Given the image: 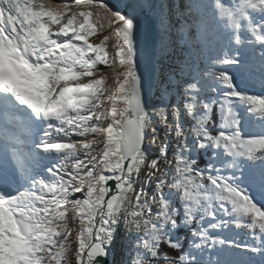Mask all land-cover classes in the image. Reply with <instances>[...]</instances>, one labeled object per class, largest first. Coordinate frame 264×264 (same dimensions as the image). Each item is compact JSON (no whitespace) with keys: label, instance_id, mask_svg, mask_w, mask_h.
I'll return each instance as SVG.
<instances>
[{"label":"snow or ice","instance_id":"obj_1","mask_svg":"<svg viewBox=\"0 0 264 264\" xmlns=\"http://www.w3.org/2000/svg\"><path fill=\"white\" fill-rule=\"evenodd\" d=\"M110 260L264 264V0H0V264Z\"/></svg>","mask_w":264,"mask_h":264},{"label":"bare ground","instance_id":"obj_2","mask_svg":"<svg viewBox=\"0 0 264 264\" xmlns=\"http://www.w3.org/2000/svg\"><path fill=\"white\" fill-rule=\"evenodd\" d=\"M124 1L125 0H103V2L104 3H107L109 6L115 5V6L120 7V8L122 6V2H124ZM71 2H72V0H50V3H52L53 5L64 4V3H71ZM97 2H99V0H94V3H97ZM92 9L97 10L95 7L92 8ZM72 10H77V11L80 10L81 11L82 9L80 7H76V6L73 5ZM101 21H102L101 24H106L107 23V20L106 19H103ZM103 34H104V32L103 31H100V35L102 36ZM91 39L94 40L95 38L93 37ZM107 73H108V76L109 77L114 76V74H115L113 70H109V72H107ZM256 90L259 91V88H256ZM154 99H155V97H154ZM163 135H164V133L161 132V138L163 137ZM172 139H173V141H175V134L174 133H173ZM175 147H176V144L173 142L171 148L175 149ZM172 150L169 149V152H168V155L170 154L171 157H172ZM153 151H154V153L156 152L154 148H153ZM77 195H79V194H77ZM121 226H123V229H126L123 223L120 224L119 229H121ZM244 230L245 229H233L234 233H236L237 235L243 233ZM122 235L120 234V231H118V250H119V246L125 244L126 241H127V239H128V238H122ZM237 238H238L239 241H243L244 240V238H239L238 236L235 239H237ZM249 239H250V237L248 238V240ZM113 259H116V260L119 259L116 251L113 252ZM110 264H112V261L111 260H110Z\"/></svg>","mask_w":264,"mask_h":264},{"label":"rangeland","instance_id":"obj_3","mask_svg":"<svg viewBox=\"0 0 264 264\" xmlns=\"http://www.w3.org/2000/svg\"><path fill=\"white\" fill-rule=\"evenodd\" d=\"M81 9H82V8H81ZM82 10H84V9H82ZM82 10H81V11H82ZM91 10H93L94 13L97 11V10H95V9H91ZM73 11L79 12L80 10H79V11H77V10H73ZM93 20H96L95 16H93ZM100 23H102L101 20H100ZM103 25L107 26V23H106V24H103ZM101 31H102V30H101ZM108 43L111 44L112 41L110 40ZM108 50H109V52L111 53L112 49L109 48ZM109 70H111V69H105V70H104V72H105L106 75H108L107 72H109ZM98 75H99V73H98ZM159 147H160V142L158 141L157 144L153 146V148L155 149V151H157V150L159 149ZM171 147H172V145H171ZM171 147L169 148L170 150L173 149V148H171ZM171 158H172V157H171L170 154H169V159H171ZM206 159H207V157H206ZM203 166H204V165L201 164V167H203ZM124 226H125V225H124ZM119 227H120V226H119ZM122 230H123V226H121V229L118 228V231H120V234H121V235H122ZM123 233L125 234V236H129L128 231L123 230ZM121 243H122V242H121ZM69 257H70V259L74 260V257L71 256V253H69Z\"/></svg>","mask_w":264,"mask_h":264},{"label":"trees","instance_id":"obj_4","mask_svg":"<svg viewBox=\"0 0 264 264\" xmlns=\"http://www.w3.org/2000/svg\"><path fill=\"white\" fill-rule=\"evenodd\" d=\"M204 159H205V157H204ZM180 235L183 237V236H184V232H181ZM164 249H165L166 251H168V253H169L170 255H173V254H174L173 250L167 249V246H166V245L164 246Z\"/></svg>","mask_w":264,"mask_h":264},{"label":"water","instance_id":"obj_5","mask_svg":"<svg viewBox=\"0 0 264 264\" xmlns=\"http://www.w3.org/2000/svg\"><path fill=\"white\" fill-rule=\"evenodd\" d=\"M127 2H131V0H125L124 2H122V6H121V8H124V7H125V4H126ZM109 264H110V261H109Z\"/></svg>","mask_w":264,"mask_h":264}]
</instances>
